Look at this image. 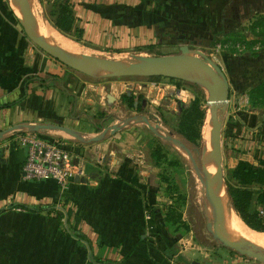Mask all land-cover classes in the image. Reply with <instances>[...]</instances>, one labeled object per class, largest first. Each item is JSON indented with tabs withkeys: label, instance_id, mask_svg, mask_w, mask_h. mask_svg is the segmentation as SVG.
<instances>
[{
	"label": "crops",
	"instance_id": "crops-1",
	"mask_svg": "<svg viewBox=\"0 0 264 264\" xmlns=\"http://www.w3.org/2000/svg\"><path fill=\"white\" fill-rule=\"evenodd\" d=\"M68 1L84 30L83 43L108 56L204 48L235 33L251 40L245 30L256 15H264V0ZM21 30L14 18L0 16V264H202L193 258L195 246L180 249L185 216L182 225L169 220L178 204L164 177L165 157L156 164L157 145L151 142L156 135L150 130L147 136L135 119L139 97L154 95L156 103H166L171 87L134 91L124 82L84 78L36 48ZM214 54L230 85L224 168L240 161L258 165L264 161V110L250 106L249 93L264 83V68L253 70L246 57L228 51ZM124 96L132 97V108ZM127 120L112 133L110 128ZM38 125L64 126L82 138L43 133L85 164L84 175L73 178L65 192L52 180L24 174L27 151L16 138L25 126ZM69 208L85 220L81 234H68L65 217L59 218Z\"/></svg>",
	"mask_w": 264,
	"mask_h": 264
},
{
	"label": "water",
	"instance_id": "water-1",
	"mask_svg": "<svg viewBox=\"0 0 264 264\" xmlns=\"http://www.w3.org/2000/svg\"><path fill=\"white\" fill-rule=\"evenodd\" d=\"M16 5L20 11L19 24L25 36L42 52L79 74L93 79L178 78L187 80L208 90L206 104L210 109L211 116V131L209 134L211 149L208 156V166L203 161L204 167L201 170L196 159L190 154L196 176L204 187V216L206 218L207 231L212 239L222 247L236 252L240 256L264 264V251L253 247L245 241H232L228 236L225 223L218 216V209L223 193H226L229 198L223 165L222 133L224 116L227 113L230 102V85L226 75L216 62L203 52L193 51L188 46H182L180 53L175 55L137 58L139 62L132 65H124L107 58L71 54L53 46L37 34L31 21L32 9L30 0H16ZM135 119L144 122L157 137L190 152L179 139L167 134L162 135L160 133L162 132L161 126L151 123V121H155L156 119L152 117H137ZM130 121L127 120L122 125L110 128V130L112 133L118 132ZM25 130L35 133L61 131L82 140L75 131L60 125L25 126ZM14 131L17 130L11 129L9 132ZM108 131L105 130L101 136L94 140L101 139Z\"/></svg>",
	"mask_w": 264,
	"mask_h": 264
},
{
	"label": "rangeland",
	"instance_id": "rangeland-1",
	"mask_svg": "<svg viewBox=\"0 0 264 264\" xmlns=\"http://www.w3.org/2000/svg\"><path fill=\"white\" fill-rule=\"evenodd\" d=\"M51 0H32L30 1L31 9L34 6V9L36 11L40 12L42 16L44 17L45 24H47L50 27H53L51 22L48 20L46 16L47 10L50 9L47 8V4L45 2H50ZM13 3L16 4V0H0V16H9L11 18H14L17 22V25L20 27V30L22 29L19 24V17H20V11L18 9V6L16 5L14 7ZM14 12V13H13ZM54 28V27H53ZM21 32L24 34L23 30ZM61 34V33H60ZM63 35V34H62ZM64 36V35H63ZM66 37V36H64ZM27 38V37H26ZM68 38V37H66ZM70 39V38H69ZM71 40V39H70ZM82 46H86L91 55L95 56L97 58H115L114 60L116 62H119L121 64H128V63H138L137 58H153V57H160V56H168V55H175L179 54L180 50H166L162 47H159L158 49L151 50L150 52H146V54H141L138 50L134 52H128L123 54H110L108 56L107 53H103L101 48L97 47H89L88 45L84 43H80ZM219 45V44H218ZM35 46V45H34ZM204 48H198L197 46H193L191 50L193 51H201L204 54H206L211 59L213 58L211 54L216 53L217 45L211 43V45L205 46L203 44ZM37 48V47H36ZM85 48V47H84ZM39 49V48H38ZM40 50V49H39ZM220 51H228L229 49L226 47L221 46ZM258 52H261L260 57H254L252 52H244L248 53L249 55L244 56V53H239L241 57H246V65L249 68H252L253 70H260V68H264V48L261 50H258ZM175 53V54H174ZM217 56V54H214ZM243 55V56H242ZM214 56V58L216 57ZM136 57V58H134ZM117 58V59H116ZM111 60V59H110ZM260 74V72H258ZM264 75V74H263ZM83 76V75H81ZM262 76V75H261ZM86 78V76H83ZM90 78V77H89ZM90 80H96V79H90ZM106 80H112V81H118V82H124L134 90L137 91V89L141 86L143 89H146L147 91L155 90L159 86H166L171 87V90L168 89L169 93V100H166V103H156L155 102V96L151 95L148 100H140V113L136 114L140 117L149 118L152 117L153 119H156L155 121H151L153 125L158 124L161 127L163 126V117H167L169 119V122L172 126H177V117L181 114L182 110L185 107H188L191 102L195 99V97L198 96V92L192 87V83L184 80V79H178V78H161L158 81H150L145 79H139V78H113V79H106ZM201 88V87H200ZM204 93L206 94V98L208 96V90L205 88H201ZM165 102V100H163ZM204 109L207 112V118L204 124L203 128V137L202 141L200 142V145L198 148L192 147L189 149L190 152H187L184 148L176 145H172L163 139L154 136L148 126L140 121V126H143L145 128V133L147 136H151L152 134V141L156 143V145L161 146L163 151L166 152L165 154V161H163L162 167L164 168V177L168 178V180L171 181L172 186L175 190V197L177 198L176 203L178 204L176 207V210L174 211L176 217L178 215H181L182 217L185 216V226L183 232V238L185 239V243L180 245V249L185 250L186 247L194 248L195 250H191L194 254V259L197 260V262L202 264H225L228 260H235L238 264H260L255 260L252 259H245L241 257L240 255H237L230 251L227 248L222 247L221 245L217 244L210 234L207 231L206 227V218L204 216V187L198 177L196 176V173L193 168V164L190 158V154L196 159L197 164L199 165L200 169L203 170V161L205 158L204 150L207 142H210V109L208 108L206 102ZM264 110V108H261ZM227 113L225 114V116ZM224 116V117H225ZM132 117L131 113H125L124 118ZM151 133V134H150ZM162 135H165V133L162 131L160 132ZM63 134V133H62ZM174 138H177L180 140L179 137L176 135L173 136ZM210 147L207 153H210L211 149V142L209 143ZM208 144V145H209ZM204 156V157H203ZM209 156V154H208ZM170 162L173 163L171 167H167ZM209 164V163H207ZM228 165L229 162H228ZM228 165L226 167H228ZM208 166V165H207ZM213 166V165H211ZM207 168V167H206ZM225 174L227 175V168H224ZM183 223V222H182ZM181 227V226H179ZM186 231V232H185ZM191 232V234H190ZM189 233V234H188ZM192 237V238H191ZM193 245L189 246L188 242L192 243ZM189 248V249H190ZM264 251V250H262Z\"/></svg>",
	"mask_w": 264,
	"mask_h": 264
},
{
	"label": "trees",
	"instance_id": "trees-1",
	"mask_svg": "<svg viewBox=\"0 0 264 264\" xmlns=\"http://www.w3.org/2000/svg\"><path fill=\"white\" fill-rule=\"evenodd\" d=\"M47 8L50 10H47L46 16L57 31L77 43H83L84 30L76 24L75 13L68 0L50 1L47 4ZM245 31L252 35L253 39L249 40L244 33H235L225 35L220 42L214 40L212 43L215 46L219 43L221 46L227 47L232 54L252 52L254 57H257L258 50L264 48V15H256ZM86 78L89 77L86 76ZM139 79L158 81L161 78ZM192 87L199 94L177 117V126H172L169 119L163 117V126L161 127L165 134L176 135L190 149L191 146L199 147L207 118V112L204 109L206 94L199 86L193 84ZM123 99L130 108L133 107L132 97L124 96ZM139 99L141 100L142 98L139 97ZM249 104L254 109L264 108V83L250 91ZM162 152L163 149L159 145L153 150L152 157L155 159L156 164H159L164 159L165 156ZM226 188L231 206L240 221L245 226L247 225L250 230L264 233V161H261L258 165L240 161L235 168L227 170ZM62 215L65 217L67 233L70 235L81 234L85 220L70 208L64 214L61 213L59 218ZM175 217L172 215L169 220L179 221L182 225V216ZM82 241L87 240L82 238ZM233 253L237 254L236 252ZM243 258L247 259V257Z\"/></svg>",
	"mask_w": 264,
	"mask_h": 264
},
{
	"label": "built area",
	"instance_id": "built-area-1",
	"mask_svg": "<svg viewBox=\"0 0 264 264\" xmlns=\"http://www.w3.org/2000/svg\"><path fill=\"white\" fill-rule=\"evenodd\" d=\"M220 49L219 44L216 50ZM16 144L27 151L23 169L27 178L52 180L65 192L73 178L84 175V162L76 159L62 144L51 142L43 133L25 131L17 136Z\"/></svg>",
	"mask_w": 264,
	"mask_h": 264
},
{
	"label": "bare ground",
	"instance_id": "bare-ground-1",
	"mask_svg": "<svg viewBox=\"0 0 264 264\" xmlns=\"http://www.w3.org/2000/svg\"><path fill=\"white\" fill-rule=\"evenodd\" d=\"M30 1L32 2V0ZM13 5L14 7L16 6L15 3H13ZM44 20L45 19L42 16V14L36 11V9H34V6H33L31 10V21L35 27L37 34L42 39L46 40L53 46L61 48L71 54L83 55V56H89V57L92 56L89 50H87L86 48H84L83 46L79 44H76L74 41L70 40L69 38L64 37L55 28L50 27L47 24H45ZM108 59L115 61L114 60L115 58L112 59V57ZM124 65H132V63H128ZM198 77L200 76L198 75ZM209 143L210 142L208 141L205 146L206 150H204V154H205L204 162L206 163L208 162L209 153H207V151L209 150V147H210ZM218 216L225 223L228 236L230 237L232 241L234 242L245 241L255 248L264 250V233L254 232L250 230L248 227H246L240 221L236 212L232 208L230 204V200L226 193H223L221 197V201H220V205L218 209Z\"/></svg>",
	"mask_w": 264,
	"mask_h": 264
}]
</instances>
